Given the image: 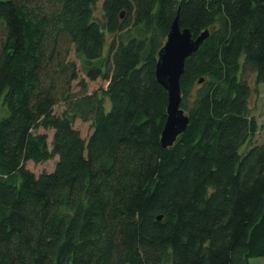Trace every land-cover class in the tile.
<instances>
[{
	"label": "trees",
	"instance_id": "obj_1",
	"mask_svg": "<svg viewBox=\"0 0 264 264\" xmlns=\"http://www.w3.org/2000/svg\"><path fill=\"white\" fill-rule=\"evenodd\" d=\"M177 18L210 36L181 77L188 128L164 148L156 66ZM0 24V264L264 258V0H8Z\"/></svg>",
	"mask_w": 264,
	"mask_h": 264
},
{
	"label": "water",
	"instance_id": "obj_2",
	"mask_svg": "<svg viewBox=\"0 0 264 264\" xmlns=\"http://www.w3.org/2000/svg\"><path fill=\"white\" fill-rule=\"evenodd\" d=\"M209 36L210 32L205 31L196 39L193 38L189 30L180 28L177 18L159 53L156 77L158 83L167 91L169 98L167 120L161 138L164 148L172 147L188 128L190 119L181 108L183 100L181 77L185 72L186 61L199 51ZM203 81L200 80L199 83L201 84Z\"/></svg>",
	"mask_w": 264,
	"mask_h": 264
},
{
	"label": "rangeland",
	"instance_id": "obj_3",
	"mask_svg": "<svg viewBox=\"0 0 264 264\" xmlns=\"http://www.w3.org/2000/svg\"><path fill=\"white\" fill-rule=\"evenodd\" d=\"M2 1H8V0H0V2ZM96 15L97 17H99V19H102L103 17V12H102V8L101 6H99L96 10ZM3 34V27L0 24V43H1V37ZM72 59L77 61L80 68L82 69V74L81 77L84 78L85 77V70L84 67L81 64V61L75 56L72 55ZM254 75L252 72H248L246 75V79L252 84H255L254 81ZM108 84L102 81H98L96 83H90L89 84V88L91 90V92L99 90L101 87L103 88H107ZM255 106L253 107V116H255V118L258 121L259 124V132L258 134L255 136V138L253 139V144H261L264 143V85H259L258 86V94L256 96L255 99ZM62 109V107H61ZM1 116V114H0ZM75 128L78 129L83 138H88L90 136V134L92 133V129H91V123H84L80 120L76 121L75 123ZM52 135V134H50ZM55 164L56 161L53 162H49L45 165H35L33 163H30L28 165V168L33 171L34 173H36L37 175L41 174L42 172H50L53 171L55 169ZM250 264H264V258H253L250 260Z\"/></svg>",
	"mask_w": 264,
	"mask_h": 264
}]
</instances>
